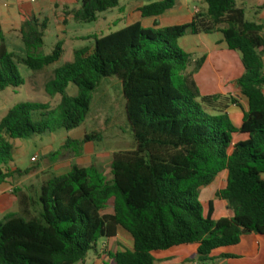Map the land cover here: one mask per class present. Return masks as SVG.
Returning a JSON list of instances; mask_svg holds the SVG:
<instances>
[{
    "label": "trees",
    "instance_id": "obj_1",
    "mask_svg": "<svg viewBox=\"0 0 264 264\" xmlns=\"http://www.w3.org/2000/svg\"><path fill=\"white\" fill-rule=\"evenodd\" d=\"M120 1L81 0L73 18L94 22ZM236 2L203 0L205 12L189 23L159 27L155 21L144 27L135 22L95 38L90 55L87 48L76 51L46 85L48 94L60 98L56 108L28 101L8 111L0 121V186L10 174L29 172L5 170L13 158L11 141L78 129L103 80L121 85L135 148L113 155L110 179L96 165L74 164L42 184L34 198L23 196V211L34 208L35 215L8 214L0 221V264L82 263L97 251L98 241L115 238L120 229L133 246L109 253L115 264H156L154 253L189 246L199 264L236 260L240 257L233 249L243 235L264 236V28L247 21ZM176 5L177 0H160L139 12L143 19H157ZM46 20L30 19L20 29L29 50L24 58L8 50L0 23V91L24 84L18 64L41 71L62 57L63 41L49 55L33 52L43 46ZM213 33L241 56L244 74L235 85L248 110L239 127L224 111L225 99L201 97L197 90L193 73L205 58L193 61L177 45L186 35ZM70 84L76 96L67 93ZM232 105L240 108L236 101ZM235 134L247 137L234 142ZM101 141L90 133L79 141L68 137L65 146ZM222 172L227 173L225 188L215 197L228 204L232 215L214 220L213 202L205 211L199 191ZM111 202L112 212L103 213Z\"/></svg>",
    "mask_w": 264,
    "mask_h": 264
},
{
    "label": "rangeland",
    "instance_id": "obj_2",
    "mask_svg": "<svg viewBox=\"0 0 264 264\" xmlns=\"http://www.w3.org/2000/svg\"><path fill=\"white\" fill-rule=\"evenodd\" d=\"M51 1L58 2L55 8L45 9L43 15L39 16L41 24L45 16L48 18L46 29L43 35V46L39 50H33L40 55H49L54 50L59 41H63V53L60 60L41 71H33L23 64H18V71L24 84L18 88H7L0 91V121L6 116L8 111L23 102H38L49 104L56 108L60 102L58 95H50L46 91V85L55 77V71L68 62H72L76 51L88 49V55L93 52L95 38H100L125 28L135 22H141L146 27H152L151 21L143 19L139 9L144 6L160 0H121L118 6L105 13L97 15V19L91 23L77 22L73 18V12L78 10L81 0L76 3L68 4V0H47L49 5ZM17 3L22 9L21 14L26 16L25 10L31 5L42 4L44 0H0V3ZM61 3V4H59ZM65 3V4H64ZM190 12L204 13L203 0H187ZM50 6V5H49ZM51 7V6H50ZM196 14V12H194ZM246 19L250 20L249 14ZM184 19L171 25H182ZM163 23H166L164 21ZM21 28L26 29L25 22ZM20 28V29H21ZM20 29L18 35H20ZM223 37L217 33L210 35L191 36L186 35L177 41V45L186 53L192 52L193 59L199 61L203 56H207L208 51L213 46H218V40ZM21 46H10L12 52L18 58H24L29 50L22 43ZM228 51V50H227ZM231 51V50H230ZM239 52H209V61H205L201 68L193 73V80L201 97L218 96L222 92L231 91L230 96L225 98L224 103L232 105L236 101L240 108L236 109L238 114L242 113V98L235 92V85L231 83L226 86L225 80L228 76L236 73V64L233 60V54ZM241 57V56H240ZM208 60V59H207ZM224 62V63H223ZM232 64V65H231ZM231 67L229 68V66ZM70 96H76L77 88L70 84L67 89ZM225 105V104H224ZM233 120L239 121V117ZM38 120V116H34ZM94 133L101 137L100 143H88L85 145H73L66 147L67 137L74 141L81 140L85 134ZM13 145L12 161L5 166L9 173L13 170L25 171L28 174H10L9 182L14 187V195L20 201L25 196L34 198L42 184L46 183L53 176L64 174L69 171L72 165L87 167L96 165L104 175L111 178V162L113 155L118 152H130L135 148L129 126L126 121L124 98L121 94V87L116 81H101L96 91L92 94L90 112L85 122L76 130L67 132L58 130L53 134L46 136H32L28 139L11 141ZM11 165V166H10ZM227 178V175H226ZM225 179L220 176L210 186L200 189V200L205 211L208 202H213L215 213L214 220L232 215L228 204L215 197V193L225 188ZM217 185V186H216ZM17 214L29 218L35 215V209L27 207L25 212L19 202ZM29 205V203H28ZM112 212V202L103 211V213ZM254 234H245L242 237V243L233 250L239 252L244 245L251 243ZM104 241V242H103ZM253 245V243H252ZM133 246L132 238L123 230H118V234L113 239L100 240L96 244V252L90 251L84 262L78 264H115L109 257V253H117L124 250H131ZM159 263L156 264H188L194 260L195 255L193 247H176L165 252L154 253ZM195 261V260H194ZM196 263L199 264L196 259ZM228 264H253L246 261H227ZM190 264V263H189ZM210 264H221V261Z\"/></svg>",
    "mask_w": 264,
    "mask_h": 264
},
{
    "label": "crops",
    "instance_id": "obj_3",
    "mask_svg": "<svg viewBox=\"0 0 264 264\" xmlns=\"http://www.w3.org/2000/svg\"><path fill=\"white\" fill-rule=\"evenodd\" d=\"M46 2L47 0H44L42 4H38L35 6L34 5L29 6L28 9L25 10L26 16H23L21 14L22 9L19 8V5L17 3L15 4L9 3V2L0 3V23L2 26L3 34H4L5 45L7 46L10 52H12L10 46L20 47L21 46L20 44H22L21 37L18 35L17 32L21 28L24 22L26 23L28 20L33 19V18L37 19L39 22L40 18H38L37 15L39 16L43 15V11L47 9V7H49L50 9L52 7L56 9V5L58 4V2L51 1V3L49 4L51 7ZM76 2H78V0H68L67 1L68 4H72ZM236 5L237 7L242 8L244 10L245 19H246V15L249 14L250 20L246 19L247 21L260 24L264 28V0H237ZM202 6L204 9H206V5L204 3ZM196 11L197 9L195 7L194 12ZM194 12H190L189 6L187 5V0H177L176 7L172 9L171 11L166 12L164 15H162L161 17L157 19L152 18V19H146V20L151 21V23H149L151 26H153L154 22L156 21L159 24V27L172 26L171 24L179 22L181 18H183L184 20L180 23L186 24L192 21ZM43 19H48V18L44 16ZM164 21H166V23H163ZM142 25L146 27L144 24ZM263 33H264V29H263ZM217 34L221 35L220 33H217ZM217 43H218V46L217 45L213 46L210 50L208 49V47H206L205 48L206 50L204 51H208V53L209 52H231L228 49L226 43L223 41V39L218 40ZM187 53L190 54L191 56L193 55L192 52H187ZM208 53H207V56H203L206 59L205 60L206 62L209 61ZM233 60H235V64H236V69H235L236 73L227 77V79L225 80L226 86L230 85L231 83H234L235 85V82L244 74V68L241 63V57L237 53H234ZM193 61L195 60L193 59ZM263 62H264V58H263ZM231 65L229 66V68L231 67ZM234 88L236 89L235 90V92H237L236 94L242 98V104H243L242 113L238 114L237 111H235L236 109H234V108H239V107L235 105L227 106V104L224 103L223 100H222L223 101L222 103L226 104L227 108L224 111L229 115L233 124L236 127H239L241 124L243 112H247L248 110V102L246 98L240 95L238 89L236 88V85ZM230 95H232L230 90H228L227 92L220 93V96L223 99L227 98ZM209 96L211 95L209 94ZM232 114L236 118L239 117L238 122L233 120ZM246 137L247 136L245 135L235 134L233 137V141L237 142L240 140H244L246 139ZM13 169H16V168L12 167V171H9V173L15 171ZM226 175H227L226 172H222L216 179H218L220 176H223L225 179V183H226ZM262 178L264 179V175H262ZM8 180L9 178H7V180L0 186V221L3 220L5 216H7L8 214H17V211H18L17 209L19 206L18 204L20 202L18 201L16 196L13 194L14 187ZM253 236L254 237L252 238L251 243L249 242L247 245H244L242 250H240L239 252H236L233 250L234 253H236L240 257L239 259H236L233 261L240 260V261L250 262L253 264H264V236H259L255 234ZM241 243H242V239H241ZM194 258H195L194 260L196 261L197 258L196 257ZM194 260L191 259L189 263L190 264L196 263ZM227 261H221V264H228ZM157 263L159 262L157 261ZM182 263L184 262L183 261L181 263L178 262V264H182Z\"/></svg>",
    "mask_w": 264,
    "mask_h": 264
},
{
    "label": "built area",
    "instance_id": "obj_4",
    "mask_svg": "<svg viewBox=\"0 0 264 264\" xmlns=\"http://www.w3.org/2000/svg\"><path fill=\"white\" fill-rule=\"evenodd\" d=\"M196 13H197V11H196Z\"/></svg>",
    "mask_w": 264,
    "mask_h": 264
}]
</instances>
